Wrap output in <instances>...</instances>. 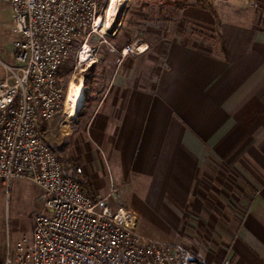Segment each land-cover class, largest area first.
Returning a JSON list of instances; mask_svg holds the SVG:
<instances>
[{
    "label": "crops",
    "instance_id": "1",
    "mask_svg": "<svg viewBox=\"0 0 264 264\" xmlns=\"http://www.w3.org/2000/svg\"><path fill=\"white\" fill-rule=\"evenodd\" d=\"M257 2L247 12L231 3L225 16L217 10L216 51L192 38L169 40L152 83L139 77L133 53L108 51L96 71L97 101L87 107L86 97L72 122L58 114L42 123L52 146L69 141V158L93 193L110 188L88 140L112 158L119 195L131 182L142 188L147 213L136 216L138 230L211 264H264V5Z\"/></svg>",
    "mask_w": 264,
    "mask_h": 264
},
{
    "label": "built area",
    "instance_id": "2",
    "mask_svg": "<svg viewBox=\"0 0 264 264\" xmlns=\"http://www.w3.org/2000/svg\"><path fill=\"white\" fill-rule=\"evenodd\" d=\"M5 1L15 42L13 64H3L0 79V180L31 181L41 189L42 204L31 236L9 238L1 264H211L182 243L140 232L115 187L90 193L67 176L42 130L60 113L64 121L73 119L65 113L60 72L74 57L77 69L99 58L93 36L123 57L141 46L118 48L110 41L116 33H102V0Z\"/></svg>",
    "mask_w": 264,
    "mask_h": 264
},
{
    "label": "rangeland",
    "instance_id": "3",
    "mask_svg": "<svg viewBox=\"0 0 264 264\" xmlns=\"http://www.w3.org/2000/svg\"><path fill=\"white\" fill-rule=\"evenodd\" d=\"M109 1H101L102 12L107 8ZM196 1L198 0H119L115 17L111 26L107 28L106 35L115 34L119 28L114 41V45L118 48L127 45L134 48L143 45L148 48L144 54L133 53L132 61L134 69L142 70L139 77L147 78L148 83H152L156 78L154 68L161 62V60H157V53L167 46L169 40L178 37L192 38L203 47L217 50V43L211 40L213 35L210 31L211 21L215 18L209 11L201 9ZM212 1L222 16H225L223 9L227 8L230 3L236 5L237 9L240 8L242 11L244 9L245 12L250 10L251 5L258 3L257 0ZM260 1L264 5V0ZM245 2L246 5L243 4ZM11 20L12 10L5 0H0V75H5L3 62L13 64L15 37L9 30ZM90 41L97 45L99 58L90 59L84 66L77 69L74 57L62 69L61 75V84L65 93L68 91L69 98L71 84H80L81 82L85 84L86 97L89 98L86 103L87 107L88 103L92 104L97 101L99 90L96 89L95 84L101 78L96 71H99V65L103 63V56L109 51V46L103 44L101 38L93 36ZM111 66L109 63L108 67L111 68ZM76 118L71 119V122ZM74 124L71 123V125ZM88 142L92 145L93 151L98 154V158L93 157L94 165L102 172L106 187L116 186L113 179L110 180L113 176L109 171V166L113 165L112 158L102 154L90 140ZM55 144L57 146L56 148L53 146V148L62 162L71 159L69 157H71L72 150L69 141L66 140L61 144L55 142ZM73 161L80 167L79 161ZM114 174H116L115 171ZM130 185L126 189L119 187L121 195L119 203L136 209L139 213L136 216L139 218L138 220H141V212H145L144 217L147 213L146 205L143 203V200L146 201V196L143 194L142 188L135 182H131ZM41 204V189L31 181L12 179L9 183L2 184V180H0V263L7 255L9 238L13 241L17 237L31 236L34 216L40 210ZM146 224L150 226V221ZM149 228L145 227V233Z\"/></svg>",
    "mask_w": 264,
    "mask_h": 264
},
{
    "label": "bare ground",
    "instance_id": "4",
    "mask_svg": "<svg viewBox=\"0 0 264 264\" xmlns=\"http://www.w3.org/2000/svg\"><path fill=\"white\" fill-rule=\"evenodd\" d=\"M119 4V0H110L107 8L105 9L104 17L97 22L98 27L102 28V33L106 35L107 28L111 26V23L115 17V12L117 11ZM85 49L89 52V44H86ZM148 48L143 45L140 47L141 52H145ZM87 56L83 54V58ZM68 91L66 93L65 99V113L69 116V118H76L79 111L82 109L84 105V101L86 99V86L83 82L80 84H71Z\"/></svg>",
    "mask_w": 264,
    "mask_h": 264
},
{
    "label": "trees",
    "instance_id": "5",
    "mask_svg": "<svg viewBox=\"0 0 264 264\" xmlns=\"http://www.w3.org/2000/svg\"><path fill=\"white\" fill-rule=\"evenodd\" d=\"M196 4L201 9L209 11L214 16V18L216 20V25H217L215 33L222 40V35H221L220 29H219V27L221 25V19H220L218 13H217L216 5L214 4V2L212 0H198V1H196ZM262 24H263V27H264V12H263V16H262ZM222 48H223V51H225V45H224L223 41H222ZM69 61H71V59ZM64 67L65 66H63L61 68L60 77H61V75L63 73L62 69ZM62 164H63V168H64V171H65V174L67 176H71L72 178L77 180L84 188H86L90 193H92L91 187L88 184V182L77 174L76 170L78 168V166H77L78 164L75 161H73L72 159H68L66 161H63Z\"/></svg>",
    "mask_w": 264,
    "mask_h": 264
}]
</instances>
